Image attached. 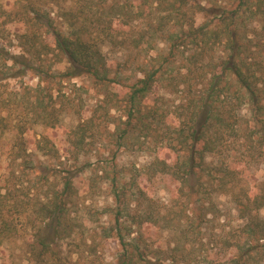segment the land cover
<instances>
[{"label": "rangeland", "instance_id": "obj_1", "mask_svg": "<svg viewBox=\"0 0 264 264\" xmlns=\"http://www.w3.org/2000/svg\"><path fill=\"white\" fill-rule=\"evenodd\" d=\"M127 1L133 0L103 2L110 11ZM255 1L148 0L144 16L118 22L108 38L82 16L75 21L81 0H0V264H122L126 255L133 264H229L239 247H255L250 264H264V241L240 237L247 220L234 202L240 191L264 192V157L253 159L244 144L233 143L223 157L207 158L213 168L230 162L240 173L235 190H193L154 167L190 156L182 132L205 86L196 76L190 88L182 82L190 70L222 73L233 53L228 30L239 34L243 57L264 63V17L249 11ZM26 14L39 21L16 20ZM83 25L110 82L64 76L69 62L53 33L70 37ZM156 71L150 95L134 103L135 86ZM227 78L235 90V78ZM51 114L57 125H48ZM69 182L72 197L64 195ZM119 190L125 196L118 201ZM56 197L71 224L60 239L56 221L40 213ZM149 212L157 225L141 221ZM252 215L264 221V208ZM39 228L53 252L42 263L30 261Z\"/></svg>", "mask_w": 264, "mask_h": 264}, {"label": "trees", "instance_id": "obj_2", "mask_svg": "<svg viewBox=\"0 0 264 264\" xmlns=\"http://www.w3.org/2000/svg\"><path fill=\"white\" fill-rule=\"evenodd\" d=\"M103 1L81 0L80 11L75 16V21H78L82 16L84 21L93 25L94 29L108 38H113L112 31H114L113 28L115 25L117 26L118 22H123V19L129 20L132 17L136 19V17L144 16L146 9H148V0H133L132 3L125 2L126 5H114L108 11ZM249 11L257 17H264V0H256ZM116 12H118V16L114 18ZM238 15L239 12H236L235 16ZM7 16L12 15L7 14ZM20 16L21 18H18L17 15L16 20L22 22H28L27 20L39 21L37 17L30 18L28 14ZM25 17H27V20ZM74 23L77 25V22ZM75 24H70V27L73 28ZM86 26L83 25V28L73 31L70 37L62 32L53 33L56 49L64 54L69 62V67L64 76L75 78L86 74L98 79L100 82H110L104 57L97 49L96 44L88 42L90 36L84 37L86 33H90V28H86ZM206 30L203 27L200 29V33L207 36L208 32ZM228 34L230 50L233 53L227 62L222 65V73L220 75H210L203 69H197L196 73L190 70L182 82L190 88L192 78L196 76L201 79L198 84L205 86L204 96L198 98L197 101L195 99L192 105L189 106L191 114L187 119L188 129L182 132L185 140L183 142L188 141V139L191 141L190 156L184 162H176L173 165H170L167 161H158L154 164L161 176H170L182 185H189L190 189H196L197 191L203 189L205 185L224 190L228 188L235 190L239 187L240 179L238 176L240 173L232 167L230 162H222L214 168L211 163L207 162L209 156L223 157L233 143L235 145L244 144L245 149L247 148L246 150L253 159L264 157V63L258 67L254 66L250 57H243L245 52L241 50L243 43L239 34L232 32V30L231 32L228 30ZM139 45L136 44L135 46L138 47ZM228 73L235 78L237 83L235 90H233L234 84L227 78ZM157 74V71L144 74V79L139 81L140 87L136 85V89L131 95L134 103H137L139 98L145 99L150 95L156 83ZM206 81L207 84H205ZM245 107H248V115H243ZM37 108L43 110L44 113L46 112V106L43 102H40ZM48 116L52 117V120H48V125H57L55 116L53 114ZM39 117L44 116L41 114ZM187 131L189 135L186 136L184 133ZM84 137L83 131L80 143H83ZM203 177H205L204 180H202ZM195 178H197L196 186L191 187L190 182L191 180L196 181ZM136 186L141 187L138 183H136ZM143 191L142 188H139L138 193L140 196L145 194ZM66 192H68L67 197L73 196L71 182L65 184L64 195ZM121 196H125L124 191L115 192L116 200L119 201ZM234 202L240 211L241 219L247 220L241 228L240 237L257 243L264 241V221L252 215L254 211L258 212L264 208V192L251 195L248 191H240L234 195ZM148 206H150V203H148ZM40 213L56 221L57 225L54 232L59 239L63 233L70 234L71 224L63 221L65 212L60 197H56L47 205L43 204ZM140 219L149 224L157 225L159 223L155 214L150 212L147 213V216H140ZM37 231L31 239L30 261L42 263L53 256L52 245L45 242L41 228ZM254 248L239 247V254L234 256L229 264H250L251 261H254V256L251 253V249ZM136 249L139 251V248ZM257 261L259 262V260ZM133 263L134 258L127 255L122 262V264ZM145 264L153 263L146 262Z\"/></svg>", "mask_w": 264, "mask_h": 264}]
</instances>
